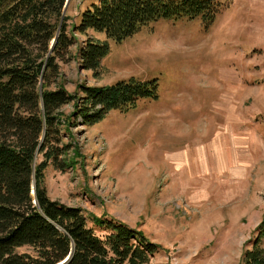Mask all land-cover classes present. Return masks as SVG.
Segmentation results:
<instances>
[{
	"label": "rangeland",
	"instance_id": "1",
	"mask_svg": "<svg viewBox=\"0 0 264 264\" xmlns=\"http://www.w3.org/2000/svg\"><path fill=\"white\" fill-rule=\"evenodd\" d=\"M90 1L69 2L67 31ZM73 36L47 90L77 95L81 85L133 78L155 81L158 98L72 127L63 169L43 171L47 197L79 208L99 236L91 216L141 230L159 246L148 264H240L264 217V0H233L208 26L160 20L120 43L92 30ZM87 38L109 45L98 76L80 67ZM199 133L209 159L198 167L194 154L189 167H175L167 157Z\"/></svg>",
	"mask_w": 264,
	"mask_h": 264
},
{
	"label": "trees",
	"instance_id": "2",
	"mask_svg": "<svg viewBox=\"0 0 264 264\" xmlns=\"http://www.w3.org/2000/svg\"><path fill=\"white\" fill-rule=\"evenodd\" d=\"M232 1L91 0L67 31L65 0H0V264L149 263L159 246L141 230L91 216L102 233L97 235L79 208L47 197L42 178L49 165L63 169L70 149L63 139L72 127L92 126L110 111L156 100L157 83L130 78L81 85L77 95L47 88L59 75L57 61L76 41L73 33L92 30L120 43L160 20L199 18L208 26ZM77 52L81 69L98 76L109 45L87 38ZM71 102L72 112L64 115L62 108ZM249 244L240 264H264V217ZM21 247L30 252L17 253Z\"/></svg>",
	"mask_w": 264,
	"mask_h": 264
},
{
	"label": "crops",
	"instance_id": "3",
	"mask_svg": "<svg viewBox=\"0 0 264 264\" xmlns=\"http://www.w3.org/2000/svg\"><path fill=\"white\" fill-rule=\"evenodd\" d=\"M237 133H238V130H232L231 132H229V134L227 133L228 137L226 139V143L230 145V142H231L233 144L237 140L236 139ZM207 137L208 136L206 134V139H207ZM204 139H205V137H202V134L199 133L198 139L196 141L193 142V140H191L189 143V140H187L185 146L178 148L173 153H171V155H169L167 158L169 159L170 162L173 163V165H175V167H178V168L182 167L183 168V167H189L191 165L192 161L194 160V154H197V155H195V157H197V159L200 162V163H198V165H199L198 167H201L203 165V162H205L209 159V156L207 154L208 146L204 144V142H203ZM207 142H209V141L207 140ZM195 147L197 148L196 150H194ZM232 147L234 148L237 146L233 145ZM232 147H230L229 149L231 151L235 150V148L232 149ZM220 158L221 157L219 156V159ZM234 160L235 159H233V161Z\"/></svg>",
	"mask_w": 264,
	"mask_h": 264
},
{
	"label": "water",
	"instance_id": "4",
	"mask_svg": "<svg viewBox=\"0 0 264 264\" xmlns=\"http://www.w3.org/2000/svg\"><path fill=\"white\" fill-rule=\"evenodd\" d=\"M69 2H70V0H65V3H64V6H63V10H62V19H63V17H64V13H65V11H66V8H67ZM62 19H61V21H60V24H61V22H62ZM60 24H59V25H60ZM54 42H55V38L53 39V41H52L51 44H50V49L52 48ZM40 88H41V87H40ZM31 194L34 195V184L32 185V191H31Z\"/></svg>",
	"mask_w": 264,
	"mask_h": 264
}]
</instances>
